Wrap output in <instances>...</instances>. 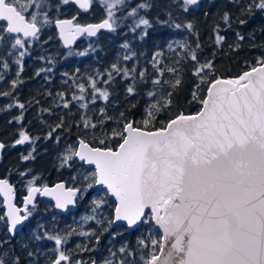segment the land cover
Here are the masks:
<instances>
[{"label": "snow or ice", "instance_id": "6c2138e0", "mask_svg": "<svg viewBox=\"0 0 264 264\" xmlns=\"http://www.w3.org/2000/svg\"><path fill=\"white\" fill-rule=\"evenodd\" d=\"M201 2L0 0V82L16 69L0 111L19 110L10 147L28 145L27 164L51 146L67 174L49 184L17 169L19 199L11 171L0 177V264H264V28H233L264 14V0H229L239 16L224 11L212 26L210 56L188 18ZM94 6L99 22L81 23ZM103 33L120 39L106 67L60 70L70 58L98 63ZM245 43L259 54L233 75L218 69L217 51L238 56ZM27 60L43 86L21 101Z\"/></svg>", "mask_w": 264, "mask_h": 264}, {"label": "trees", "instance_id": "16d2710c", "mask_svg": "<svg viewBox=\"0 0 264 264\" xmlns=\"http://www.w3.org/2000/svg\"><path fill=\"white\" fill-rule=\"evenodd\" d=\"M224 11H230L235 16H239V12L237 8L229 3V0H204L201 2V5L198 8H195L191 13L188 14L189 19H193L199 29L201 42L205 45V52L210 56L211 45L210 38L212 37L211 28L216 23L220 22V15ZM204 12H208L209 15L207 17L204 16ZM67 13V12H66ZM66 15V14H65ZM73 15V14H72ZM71 17V14L66 15ZM223 27V25H222ZM233 28L236 30L242 31L246 36L249 32L256 30V35L259 36V29L264 28V14L257 13L254 17L249 19L248 25L241 27L238 24L234 23ZM158 35V34H157ZM103 39H101V48L103 51L100 53L98 58L99 62L97 63V59L92 58H70L68 61L63 62V65L60 67V70H72L74 67H81L82 70L89 67H106L108 63L111 62L112 57L116 54V49L120 43V39L113 37L112 34L104 33ZM235 39L234 35L229 32L228 34V43H232ZM89 43L88 39H84L81 43H79L76 48L83 49ZM154 43H159V40L150 39L146 44H144L142 51L146 53H150L152 49V45ZM53 47H58L56 43H53ZM259 52L255 49H251L248 43L244 44L242 51L237 56L234 53H231L227 46H225L222 50L217 51L216 61L218 69L221 71H227L228 75L235 74L240 67H242L243 60L252 59L255 55H258ZM39 65L33 60H27L25 64V71L23 73V78L25 83L20 86L17 90V95L21 101H26L31 99V97L36 94L37 89L42 90L43 82L40 80H33L31 77L33 73ZM15 67L13 66L11 71L8 72L6 77V82H0V89H7L9 87V82L12 78L15 77ZM59 73H57V77ZM59 83V79H57L56 84ZM55 87V85H53ZM190 88V84L185 86V91L181 93V97L187 96L189 94L188 89ZM7 99L0 98V105H6ZM43 103V101H42ZM45 106H47L45 104ZM194 110V108L192 109ZM19 114L18 109H13L10 113L1 111L0 112V142H3L8 145V150L5 152L2 160L0 161V177H3L8 174L10 170L11 182L17 185L18 190V199L20 196L24 194L23 189H21V180L16 175L17 169L24 170L25 168H32L35 172H40L43 174L44 178L47 180L49 184L56 182L59 179L64 178L61 176L55 168V156L53 154L51 146H49L48 154L44 153L43 146L38 147V152L40 153L37 156L36 161L29 162L27 164L20 162V155L27 154L30 150L28 145L17 146L16 148L10 147L11 143L15 139V133L17 131L18 125L8 124L9 120ZM36 116L35 109H29V111L25 114V124H28L29 121H32L31 130L34 134H38L41 129L40 125L35 121L34 117ZM42 205L47 203L48 201H42ZM86 203L82 204L78 207L77 211L74 212V216L76 219H79V216L83 214L86 208ZM48 216H51V212L47 213ZM73 217L68 215H61V225L72 223ZM139 235V233H137ZM125 238L132 240L134 242V237L129 236L125 233ZM107 243V242H105ZM119 245H117L118 247Z\"/></svg>", "mask_w": 264, "mask_h": 264}, {"label": "rangeland", "instance_id": "374dc122", "mask_svg": "<svg viewBox=\"0 0 264 264\" xmlns=\"http://www.w3.org/2000/svg\"><path fill=\"white\" fill-rule=\"evenodd\" d=\"M76 7L75 6H68L65 10H64V14L69 15V14H75L76 12ZM67 12V13H66ZM102 18V14L101 11L98 7H93V10L89 13H82L80 16V22L81 23H97L99 22V20ZM100 41L101 39H103V36L99 37ZM4 104L0 105L3 106ZM1 112V111H0ZM21 189H23L22 187V182H21Z\"/></svg>", "mask_w": 264, "mask_h": 264}, {"label": "water", "instance_id": "95a60500", "mask_svg": "<svg viewBox=\"0 0 264 264\" xmlns=\"http://www.w3.org/2000/svg\"><path fill=\"white\" fill-rule=\"evenodd\" d=\"M202 1H204V0H202ZM84 38H80L77 42H76V45H75V47L83 40ZM6 145V144H5ZM6 148H7V146L5 147V149L3 150V156H4V153H5V151H6ZM41 200H46L47 201V199L46 198H40ZM77 209H74L73 210V212H75ZM64 215H66V214H64Z\"/></svg>", "mask_w": 264, "mask_h": 264}, {"label": "bare ground", "instance_id": "6f19581e", "mask_svg": "<svg viewBox=\"0 0 264 264\" xmlns=\"http://www.w3.org/2000/svg\"><path fill=\"white\" fill-rule=\"evenodd\" d=\"M5 144V143H4ZM7 148H6V151L8 150V145L6 144ZM42 201H45V200H42ZM78 209V208H77ZM77 211V210H76ZM75 211V212H76ZM74 213V212H73ZM61 215H64V214H61ZM67 215V214H66Z\"/></svg>", "mask_w": 264, "mask_h": 264}]
</instances>
